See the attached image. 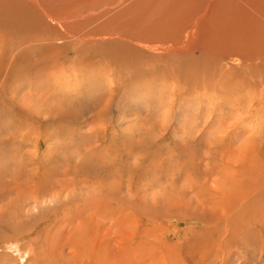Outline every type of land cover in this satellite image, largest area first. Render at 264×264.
I'll return each instance as SVG.
<instances>
[{"label":"rangeland","instance_id":"obj_1","mask_svg":"<svg viewBox=\"0 0 264 264\" xmlns=\"http://www.w3.org/2000/svg\"><path fill=\"white\" fill-rule=\"evenodd\" d=\"M45 1L51 3L52 13L55 4L65 3L75 7L74 12L86 15L90 8L100 11L106 4L120 1L117 18L103 23L102 29L153 39L155 44L146 52L159 75H149L148 83L138 79L112 96L113 87H108L106 79L101 84L89 75L82 62L72 63L69 51L64 58H54L44 73L34 77L48 80L54 73L51 82L61 87V91L52 92L48 86V92L31 93L27 103L20 102L31 117L39 120L34 122L38 131L57 136L55 126L43 127L48 116L40 113L67 105L76 106L75 115L81 114L84 127L76 130L78 134L72 138L53 136L56 138L40 142L37 156L41 162L47 161L48 171L58 184L63 179L68 181L66 191L61 201L41 200L36 204L28 198L20 207L22 211L14 215L15 229L12 226L6 232L14 231L11 240L2 238L6 229L0 223V259L9 264H36L42 262L37 260V254L42 252L49 253L53 264H264V204L248 206L263 191L249 193L237 206L221 210L219 216H213L212 208L197 203L208 192L207 186L209 191H216L215 195L227 192L225 183L240 170L236 172L240 155L243 160L255 159L254 148L264 146V109H249L250 93L255 90L259 97L263 89L264 70L252 73L233 60L237 56L221 58L236 49L264 56V0H218L211 16L202 22L206 28L201 26V32H196L198 43L205 50L212 49L214 72L223 75L219 80L228 79L224 83L237 86L234 94L238 97L249 94L243 99V109L220 107L217 98L221 96L214 92L230 94L225 87L224 91L217 90L215 84L205 91L199 85L198 92L164 75L176 72L179 63L168 58L167 44L159 42L177 37L183 29L184 33L185 25L208 0ZM88 28L71 29L85 35ZM71 40L52 39L49 45ZM101 76L103 79L104 73ZM172 80L181 84L178 97L168 92L167 88L174 84ZM99 85L108 94H102ZM108 95L113 97L110 102ZM224 99L222 96L218 100ZM88 155L91 167L82 168ZM253 168L248 165L246 171ZM30 170L32 166L26 171ZM92 171L99 172L103 187ZM4 180L11 182L12 174ZM99 206L105 208L104 217L89 219L90 225L84 231L88 240L81 244L84 234L78 231L80 225ZM39 212L38 219L32 217ZM53 217L56 219L50 223L47 219ZM9 242L13 244L6 246Z\"/></svg>","mask_w":264,"mask_h":264},{"label":"bare ground","instance_id":"obj_2","mask_svg":"<svg viewBox=\"0 0 264 264\" xmlns=\"http://www.w3.org/2000/svg\"><path fill=\"white\" fill-rule=\"evenodd\" d=\"M217 2L218 0H208L204 5L205 7L195 14L190 23L185 25L186 29L184 33L183 29L181 32L182 34L180 33L177 37L168 38L165 42H159L167 44L165 50L169 52L168 58H171L170 60L173 63H179V68L176 72L166 73L164 70L163 71L168 79L177 78L183 82V85L185 84V87L187 86L190 89L193 88V90L195 89V91L198 92L201 90V87H203L205 91H208L209 87L211 86L212 88L215 84L216 86L214 89L217 90H223L222 88L225 87L230 91V94L227 93L226 95L224 90L223 94L214 92V94L225 98L222 101L218 100L221 97L217 98V103H219L220 107L229 106L230 109H243V99H246L249 94L244 95L242 98L238 97L234 94L236 92L234 91V87L237 86L232 87L224 83L225 81L227 82L228 79L221 82L223 75L218 76L217 73L214 72L215 69L213 67L215 66V61H213L210 54L212 49L208 48V51L205 50V47H202L203 44L197 41L199 34L196 32H201L202 22H205L206 17L211 16L209 14L212 11V7L215 6ZM52 3V5H54L53 1ZM64 4L65 3H62L61 5ZM119 4L120 1L111 3V5L108 3L104 8L100 9V11H92L93 8H90V10H88L90 13L86 15L83 11L80 12L77 10V12H74L75 10L73 11V9L75 7L67 4L61 6L60 3L54 5L53 8L55 12L52 13V7H49L51 3L49 5L45 0H0V223L2 227L6 229L2 237L4 240H11L10 237L14 236V231H12L11 234L6 232H8L12 226L15 229L16 224H14V215L16 212L22 211L20 210L22 204L26 205L29 200H33L36 204L41 200L61 201L59 198L63 197V192L66 191H64V189L67 187L65 183L67 184L68 182H66V179H63L62 181L64 182L59 181L61 183L58 184L55 179L52 178L50 171H48L49 167L46 166L47 161L41 162L42 159L37 156L40 142H42V140H47V137L50 139L56 136V134L50 133L48 135H43V133H40L36 123H34L39 122V120L37 121V118L31 117L28 109L23 104L27 103L26 99L31 96V93L48 92V90H46L48 86L52 87V92H57L61 91V87L57 86L59 84L51 82L53 81L54 73L49 75L48 80L35 79L34 77L44 73L46 67L54 58H64L69 51H72V63L77 64L82 62L89 75L97 79L101 84L102 81L106 79L109 85L108 87H113L112 96L122 87L130 86L138 79L148 83L150 82L149 75H159L154 68L153 58L146 52L151 48L152 44H155L152 41L153 39L147 37L142 38L141 36L140 38H135L127 33H120L116 29H102L103 23L117 18ZM221 13H223V11H221ZM237 16L239 15L237 14ZM221 20L224 21L223 17H221ZM86 26H88L90 30L88 28L89 31H87L85 35H78L75 32ZM203 26L205 29L207 25L203 24ZM73 27H75V31L71 29ZM68 37L72 40L55 42L54 45H49L52 39H65ZM50 49L54 53H51ZM224 56H221V58L230 59L237 56L238 58L233 60L242 64V66L245 65L252 73L256 71L258 73V71L261 72V70H264V56L260 53L251 55L236 49ZM161 58L159 57V59ZM163 60L166 61L167 58ZM260 68L261 70H259ZM103 73L105 77L102 79L101 75ZM219 79H221V81ZM173 82L174 84L167 89L169 93L171 92L173 94V97H178L180 95L178 84L180 83L177 84L175 81ZM120 85L121 87H119ZM199 85H201V87L198 90ZM99 88L100 85L98 86V89ZM99 90L102 94H108L109 92L104 88H100ZM254 91L255 90H253V92L251 91L252 93L249 92L250 95H252V102L249 109H254L255 107L257 111H260V109H264V86L263 89H261L259 97H256V91ZM108 96L110 102L113 97L110 95ZM214 103L213 105H215ZM75 107L74 105H67L57 110L49 111L48 113H40L48 116L46 123H42L43 127L55 126L59 131L57 134L58 137L70 136V138H72V135L77 133L76 130L84 127L82 121H80L81 114L78 113L75 115ZM68 124H72V129L68 127ZM64 125H67V127ZM242 130L244 129L241 128V131ZM239 135H241V133ZM242 135L241 137L243 138ZM55 138L53 137L52 139ZM83 140L85 139L83 138ZM254 149H256V153L254 150L255 159L247 158L246 155L245 158L247 159L243 160V155H240L238 161L240 166L236 169V172L238 169L240 170L235 178L233 175V179L231 178V180L229 179L225 183V185H227V192L221 195H215L216 191L212 192L214 189L209 191L210 187L207 186L208 192L205 193L203 197L198 198V205L200 204L202 207L212 208L213 210L211 212L213 216H219L221 210L227 207L233 208L237 206L240 203L239 201L246 198L249 193L258 190L263 192L259 193V197H254V200L249 202L248 206L258 207L264 204V146L259 145ZM89 155L85 157L81 164L82 168L91 165H89V161H87V159L91 157ZM256 161L258 163H255ZM248 165H253L254 167L250 172L246 171ZM30 166H32V170L27 172V167ZM82 168H80V171H82ZM86 170L87 169H85V171ZM90 171L88 170L86 172ZM77 172L78 175H81V172ZM93 172L94 176L99 174L97 171H92V173ZM8 174H12L11 182L4 180ZM87 176H85V178ZM230 177H232V175ZM97 178L100 180L96 179V182L103 187L102 178H100L99 175ZM130 182L132 183V181ZM99 190L101 189L99 188ZM27 193H29L28 197ZM200 196L201 195H199V197ZM209 196L210 198L208 199ZM76 201L81 200L78 199ZM104 206L97 207L91 215L83 219V224L80 225L81 228L78 230L84 234L82 241H79L80 243L87 239L84 231H86V227L90 225L89 219L97 216L104 217L102 212L104 211ZM39 215L40 212L38 215L35 214L32 217L38 219ZM201 215L203 216L202 219L208 218L207 215L203 214H198V217ZM55 219L56 217L47 220L53 223ZM96 222L98 223V220L95 221V223ZM50 223L48 225H50ZM95 223L93 225H95ZM12 244V242H9L5 245L9 246ZM85 244H87V242ZM97 248L98 247H95V249ZM37 255V260L40 259L42 262L36 264H53V261L49 259V253L42 254V252H40V254ZM0 264L9 263L1 258Z\"/></svg>","mask_w":264,"mask_h":264}]
</instances>
